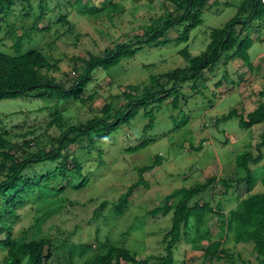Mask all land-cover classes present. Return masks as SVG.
Instances as JSON below:
<instances>
[{
  "label": "rangeland",
  "instance_id": "1",
  "mask_svg": "<svg viewBox=\"0 0 264 264\" xmlns=\"http://www.w3.org/2000/svg\"><path fill=\"white\" fill-rule=\"evenodd\" d=\"M101 1H97V5ZM111 1L118 6L112 16L103 13L89 16L79 14L62 0H45V17L38 27L49 26L50 30L32 35L29 41L23 43L22 52L37 49L56 62L57 69L44 72V75L69 87L84 69V65L78 63V72L73 73L74 59H87L88 54L101 56L106 50L141 36L152 21L167 19L173 12V5L168 0ZM242 1L212 0L202 13L201 25L190 31L187 43L176 42L183 28H174L167 32L164 38L166 44L144 46L135 56L121 59L108 71H94L92 82L81 94L85 100L93 94L91 100L63 102L50 97L30 96L0 101V134H6L14 147L13 152L20 158L31 153L48 152L53 146V139L59 135V129L50 125L55 111L60 112L64 122L83 123L98 116L105 103L117 105L118 100L114 96L127 86L144 87L151 77L159 78L175 69L187 68L188 61L179 52L187 48L193 57L202 53L210 41V32L233 19ZM29 4L32 15H38L39 0H31ZM23 8V5L17 6L7 24L0 23L2 52H12V41L6 37L7 32L18 36L32 26L33 16L26 19ZM62 15L67 25L59 21ZM247 33L254 41L248 51L251 67L239 59H221L212 69L202 73L195 93L191 90L192 84L183 87L178 95V110H173L169 101L155 109L151 129L144 131L147 120L143 110H140L133 120L120 127L106 141L96 145L85 144V150L76 151L83 176L88 178L83 189L73 190L67 185L71 175L64 181L56 176L40 185L41 199L37 198L39 193L36 190L22 196L6 222L16 241H24L25 236L29 240H49L52 244L50 264H68V250L74 245L90 246L84 258L88 260L104 252L100 247L104 241L129 249L138 259L163 255L162 238L170 229L171 213L155 218L147 212L158 207L163 197L174 190L202 184L210 176L226 180L245 177L246 171L235 166L234 158L243 151H253L259 141L262 124L243 130L238 127L236 118L226 122L220 120L232 110L246 115L264 102V98L257 96L258 91L264 90V19L254 20ZM183 116L188 119V124L174 129ZM25 141L29 143L28 147L24 145ZM143 141L148 142L144 148L134 153L126 152L127 148ZM201 142L200 150L192 149ZM98 150L103 154V163L99 168L92 164ZM262 154L263 161L254 168L257 183L253 193L264 192V147ZM156 156L162 157V164L144 174L149 188H139L124 214L115 216L111 205L138 179V169L151 165ZM55 165L51 162L39 164L24 175L35 180L37 176L52 173ZM3 180L0 175V181ZM59 187H64V190L56 196L49 195V192H57ZM243 189H232L227 196H223L222 187H215L214 202L221 203L225 211L233 209L237 197L245 194ZM211 194L208 189L192 203H211ZM104 201L110 205L95 214ZM205 226L213 237L225 238V233L217 229L219 223L215 217L208 218ZM188 232L193 238L195 231L192 223ZM124 233L127 234L123 236ZM204 247L205 244L201 247L202 251ZM225 247L230 250L236 264H258L251 249L253 244L235 245L229 241ZM202 251L195 250L188 242L179 243L174 251L173 264H201ZM3 257L5 251L0 249V264H3ZM22 264H27V261Z\"/></svg>",
  "mask_w": 264,
  "mask_h": 264
},
{
  "label": "trees",
  "instance_id": "2",
  "mask_svg": "<svg viewBox=\"0 0 264 264\" xmlns=\"http://www.w3.org/2000/svg\"><path fill=\"white\" fill-rule=\"evenodd\" d=\"M29 1L31 0H0V23L7 24L8 18L19 5L24 6L26 19L33 16L32 26L27 32L18 36L12 35L11 32L6 33V37L12 41V52L5 53L0 50V101L30 96L50 97L63 102L78 100L83 103L87 99L91 100L94 97L93 94L86 100L81 98V94L92 82L94 71L98 69L108 71L117 66L121 59L135 56L144 46L158 47L166 44L167 41L164 38L167 32L174 28H183L176 42L187 43L190 31L201 25L202 13L212 2V0H168L173 5V14L171 13L172 15L170 14L167 19L158 18L152 21L141 36H135L132 41L118 44L113 49L106 50L101 56L88 54L87 59H74L73 73L78 72V63H82L84 69L78 73L69 87H65L44 75V72L49 73L57 69L56 62H52L37 49L22 52L23 43L29 41L32 35L44 34L50 30L49 26L38 27V23L45 17V0H39L38 15H32ZM62 1L76 9L81 15L97 16L103 13L112 16L118 10V6L111 0H102L98 2V5L99 0ZM256 19H264V10L260 6V0H243L233 19L222 28L213 29L210 32V41L202 53L193 57L188 53L187 48L179 52L188 61L187 68L175 69L159 78L151 77L149 84L144 87L127 86L124 91L114 96V99L118 100L117 105L113 102L105 103L100 109V114L86 122L77 124L64 122L60 112L55 111L50 125L59 129V135L53 139V146L48 152L31 153L20 158L16 152H13L14 147L6 138V134H0V175L4 177V180L0 181V249L5 251L3 264H22L24 260L27 264H50L52 244L49 240H29L25 236L24 241H16V236L8 224L6 225L8 215L14 212L22 196H28V193L36 190L39 193L37 198L41 199L40 185L45 180L56 176L64 181L65 178L68 179V175H71L72 178L69 179L71 184L68 180L67 185L73 190L83 189L88 183V178L83 176L81 161L75 156V152L85 150V144L96 145L106 141L120 127L133 120L140 110H143V116L147 120L144 131L151 129L154 125L155 109L169 101L171 108L178 110V95L183 87L192 84L191 90L195 93L202 73L207 69H212L221 59L226 61L239 59L247 67H251L248 51L254 41L248 37L247 32ZM59 21L67 25L65 16H60ZM257 96L264 98V90H260ZM232 118L237 119L238 127L243 130L263 125L259 141L254 147L255 152L254 150L243 151L234 158L235 166L246 171L245 177L226 180L210 176L202 184L174 190L163 197L158 207L148 211V215L155 218L166 217L171 213L170 229L162 238L163 255L138 259L136 254L129 249L104 241L100 246L104 252L88 260L84 258L90 246H72L68 250V264H173L175 248L184 241L190 243L197 251H202L201 247L205 244L201 264L222 262L236 264L230 250L225 247L229 241L235 245L253 244L252 252L257 263L264 264V192L253 193L257 183L254 168L263 161L264 102L258 104L246 115L232 110L220 120L226 122ZM187 124L188 119L183 116L175 124L174 129L183 128ZM147 144V141L140 142L127 148L126 152H137ZM24 145L28 147L29 143L25 141ZM201 146L202 142L192 149L198 151ZM102 155V151L98 150L97 158L92 160V164L94 163L97 168L102 166ZM46 162L56 164L52 173L37 176L35 180L24 175L34 166ZM161 164L162 157L156 156L151 165L138 169V179L125 189L116 203L111 205L115 216L124 214L134 193L139 188H149L144 174L151 172ZM262 185L264 186V179ZM219 186L223 189V196H227L232 189H243V187L245 194L237 197L235 208L225 211L221 203L216 204L213 199L214 189ZM208 189L213 193L211 203H200V201L192 203V200ZM62 190L64 187H59L57 192H49V195L56 196V193ZM109 205L107 201L102 202L95 210V214H99L103 207ZM212 217L217 219L219 223L217 229L225 233V238L223 236L213 237L205 226L208 218ZM191 223L195 231L193 238H190L188 232ZM126 234L124 233L123 236Z\"/></svg>",
  "mask_w": 264,
  "mask_h": 264
},
{
  "label": "built area",
  "instance_id": "3",
  "mask_svg": "<svg viewBox=\"0 0 264 264\" xmlns=\"http://www.w3.org/2000/svg\"><path fill=\"white\" fill-rule=\"evenodd\" d=\"M260 6H261L262 10H264V0H260Z\"/></svg>",
  "mask_w": 264,
  "mask_h": 264
},
{
  "label": "crops",
  "instance_id": "4",
  "mask_svg": "<svg viewBox=\"0 0 264 264\" xmlns=\"http://www.w3.org/2000/svg\"><path fill=\"white\" fill-rule=\"evenodd\" d=\"M263 43H264V42H263ZM258 92H259V91H258ZM258 92H257V93H258ZM251 249H252V247H251Z\"/></svg>",
  "mask_w": 264,
  "mask_h": 264
}]
</instances>
